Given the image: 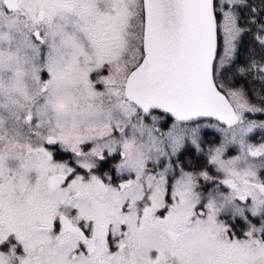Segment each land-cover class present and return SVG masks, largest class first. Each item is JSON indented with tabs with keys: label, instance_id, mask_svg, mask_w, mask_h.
Listing matches in <instances>:
<instances>
[{
	"label": "snow or ice",
	"instance_id": "obj_1",
	"mask_svg": "<svg viewBox=\"0 0 264 264\" xmlns=\"http://www.w3.org/2000/svg\"><path fill=\"white\" fill-rule=\"evenodd\" d=\"M256 115L264 0H0V264H264Z\"/></svg>",
	"mask_w": 264,
	"mask_h": 264
},
{
	"label": "trees",
	"instance_id": "obj_2",
	"mask_svg": "<svg viewBox=\"0 0 264 264\" xmlns=\"http://www.w3.org/2000/svg\"><path fill=\"white\" fill-rule=\"evenodd\" d=\"M251 119H255V120H264V115H256V116H252L250 117ZM261 135L260 132H257L255 134V136L253 137V142L257 141V138ZM208 139H211V135L209 134Z\"/></svg>",
	"mask_w": 264,
	"mask_h": 264
}]
</instances>
